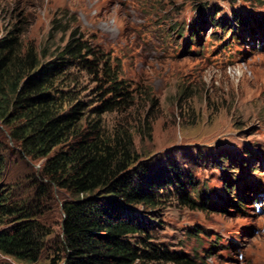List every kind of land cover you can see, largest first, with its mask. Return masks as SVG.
<instances>
[{
	"label": "rangeland",
	"instance_id": "1",
	"mask_svg": "<svg viewBox=\"0 0 264 264\" xmlns=\"http://www.w3.org/2000/svg\"><path fill=\"white\" fill-rule=\"evenodd\" d=\"M219 18L225 26L216 28ZM263 23L264 0H0V39L16 32L24 48L50 58L75 33L102 52L129 98L105 116L106 126L132 131L152 173L163 167L176 182L173 164L193 201L200 205L203 194L217 205L170 198L156 211L151 240L191 264H264V209L247 198L264 190ZM195 29L199 37L190 36ZM100 79L88 82L84 98L99 86L109 98V79ZM43 163L0 121V233L29 220L52 233L35 264H62V206L72 196L48 182ZM228 178L248 209L227 203L236 200ZM0 264L33 263L0 252Z\"/></svg>",
	"mask_w": 264,
	"mask_h": 264
},
{
	"label": "trees",
	"instance_id": "2",
	"mask_svg": "<svg viewBox=\"0 0 264 264\" xmlns=\"http://www.w3.org/2000/svg\"><path fill=\"white\" fill-rule=\"evenodd\" d=\"M221 20H216V28L225 26ZM259 26L264 41V23ZM195 30L191 37H199ZM15 33L0 39V121L13 125V136L28 155L44 160L42 170L48 182L72 196L62 206L59 263L150 264L167 260L191 264L183 255L162 250L151 240L159 221L156 211L170 198L205 209L217 205H209L203 194L200 205L193 201L181 180L182 173L173 164L168 170L176 182L163 167L152 173L138 158L132 131L120 124L112 129L106 126L105 116L129 99L108 59L81 34L74 33L49 58L42 51L24 48ZM101 77L109 79V98H104V86H99L92 98H84L88 82L98 84ZM223 160L230 163L232 158L224 153ZM236 163L241 172L244 163ZM233 180L236 178H228L225 189L236 200L227 203L242 212L248 208L238 194L241 186L233 185ZM252 194L247 198L254 209L264 190L255 187ZM51 234L29 220H19L10 232L0 233V252L35 264Z\"/></svg>",
	"mask_w": 264,
	"mask_h": 264
}]
</instances>
